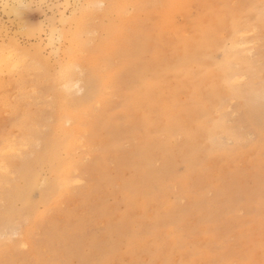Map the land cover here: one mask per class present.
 <instances>
[{
    "label": "rangeland",
    "instance_id": "374dc122",
    "mask_svg": "<svg viewBox=\"0 0 264 264\" xmlns=\"http://www.w3.org/2000/svg\"><path fill=\"white\" fill-rule=\"evenodd\" d=\"M168 2L0 0V264H264V0Z\"/></svg>",
    "mask_w": 264,
    "mask_h": 264
},
{
    "label": "bare ground",
    "instance_id": "6f19581e",
    "mask_svg": "<svg viewBox=\"0 0 264 264\" xmlns=\"http://www.w3.org/2000/svg\"><path fill=\"white\" fill-rule=\"evenodd\" d=\"M16 1H18V0H16ZM88 2V1H87ZM91 2V1H90ZM185 2H187V0H169V2H168V4H170L169 6V8L170 9H168L165 13H164V19H165V21H167V23H169L168 25H169V28H171L172 26L173 27H176V28H178L177 26H175L176 25V23H175V21H174V23L172 22V20L170 19V18H173V20H174V17H175V15H173V14H171V10H172V8L173 7H176L177 5H180V3H182V4H184L185 5ZM189 2V1H188ZM194 2V1H193ZM190 3H192V1L190 2ZM89 4V3H88ZM187 5L188 6H186L185 5V8H182L183 10H189V12H190V9L189 8H191L190 7V4L189 3H187ZM188 7V8H187ZM181 9V10H182ZM86 15H87V13H86ZM171 16H173V17H171ZM170 21V22H169ZM172 26H171V25ZM167 25V26H168ZM171 26V27H170ZM179 29V28H178ZM171 30H172V28H171ZM173 31V30H172ZM176 31V30H175ZM174 31V32H175ZM11 43L9 44L10 45V47L8 48H5V49H7V51H3V46L2 45H0V47L2 48V51L0 50V71L2 70V69H4L3 67H11V70L13 69V67H14V69H16V67H21V65H24V64H26V60L27 59H25L26 58V50H27V48L26 49H24V47H22V46H20V43L17 41V40H11L10 41ZM242 46V45H241ZM0 48V49H1ZM4 49V50H5ZM37 49V51L35 50V52H37V53H35L36 55H34L35 56V58H39V60H40V58H42V55H41V49L38 47V48H36ZM248 51V50H247ZM30 54V52L28 51V55ZM38 56V57H37ZM242 60V59H241ZM26 67H27V65H25ZM25 67V68H26ZM22 68V67H21ZM24 68V67H23ZM67 69V68H66ZM75 69V68H74ZM2 72V71H1ZM63 81L62 80H58V81H60L62 84H64L65 83V85L66 86H68V88H70L71 86H70V82L72 81V73H71V69H69V67H68V69L63 73ZM57 78V77H56ZM0 84H1V82H0ZM2 85V84H1ZM66 86H63V87H66ZM70 86V87H69ZM67 88V87H66ZM70 90V89H69ZM61 94H63V93H61ZM10 139V138H9ZM8 139V140H9ZM7 141H5V143H6ZM9 142V141H8ZM26 142V141H25ZM10 143V142H9ZM9 143H7V144H9ZM12 145V144H11ZM22 146V145H21ZM12 146H10L9 147V150H11L10 148H11ZM8 148V147H7ZM13 148V147H12ZM16 147H14L13 149H15ZM21 148V147H20ZM18 149V148H17ZM4 150V149H3ZM8 150V151H9ZM4 151H6V150H4ZM18 151V150H17ZM7 152V151H6ZM5 152V153H6ZM11 152H13V151H9V153H11ZM15 152H16V150H15ZM1 153V152H0ZM14 153V152H13ZM0 164H5V163H2V161L0 160ZM4 162V161H3ZM8 168V167H7ZM1 169H3V168H1ZM4 170V169H3Z\"/></svg>",
    "mask_w": 264,
    "mask_h": 264
}]
</instances>
